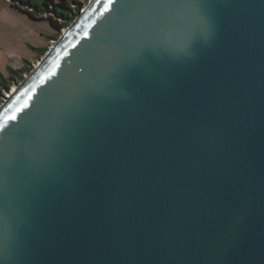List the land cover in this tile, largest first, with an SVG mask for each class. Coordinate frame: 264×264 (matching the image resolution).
<instances>
[{
	"label": "water",
	"instance_id": "water-1",
	"mask_svg": "<svg viewBox=\"0 0 264 264\" xmlns=\"http://www.w3.org/2000/svg\"><path fill=\"white\" fill-rule=\"evenodd\" d=\"M106 4L0 100V264H264V0Z\"/></svg>",
	"mask_w": 264,
	"mask_h": 264
},
{
	"label": "rangeland",
	"instance_id": "rangeland-1",
	"mask_svg": "<svg viewBox=\"0 0 264 264\" xmlns=\"http://www.w3.org/2000/svg\"><path fill=\"white\" fill-rule=\"evenodd\" d=\"M81 1L85 2L84 7L89 2ZM61 33L55 38H59ZM55 34L47 19L32 20L8 7L5 0H0V73L8 75L9 69H22L30 64L31 68L35 67L45 49L51 47L54 40L51 37ZM6 94L7 91L4 96ZM4 96H0V100Z\"/></svg>",
	"mask_w": 264,
	"mask_h": 264
},
{
	"label": "trees",
	"instance_id": "trees-1",
	"mask_svg": "<svg viewBox=\"0 0 264 264\" xmlns=\"http://www.w3.org/2000/svg\"><path fill=\"white\" fill-rule=\"evenodd\" d=\"M11 8L27 15L32 20L47 19L57 37L62 30L71 24L84 8L85 2L81 0H5ZM47 51L42 53L44 54ZM41 54V55H42ZM31 68V64L22 69H9L8 75L0 73V96L12 86L14 82L22 81L25 73Z\"/></svg>",
	"mask_w": 264,
	"mask_h": 264
},
{
	"label": "snow or ice",
	"instance_id": "snow-or-ice-1",
	"mask_svg": "<svg viewBox=\"0 0 264 264\" xmlns=\"http://www.w3.org/2000/svg\"><path fill=\"white\" fill-rule=\"evenodd\" d=\"M112 3H113V0H107V4L105 6V11H107L111 7ZM22 110L23 109H20V111H22ZM15 119H16L15 115L6 117L5 118V124L7 123L8 120H15ZM3 127H4V125L0 124V130H3ZM13 134H15V133H13Z\"/></svg>",
	"mask_w": 264,
	"mask_h": 264
},
{
	"label": "crops",
	"instance_id": "crops-1",
	"mask_svg": "<svg viewBox=\"0 0 264 264\" xmlns=\"http://www.w3.org/2000/svg\"><path fill=\"white\" fill-rule=\"evenodd\" d=\"M6 5H8V7H10L9 3L7 1H5ZM37 60V59H36Z\"/></svg>",
	"mask_w": 264,
	"mask_h": 264
},
{
	"label": "built area",
	"instance_id": "built-area-1",
	"mask_svg": "<svg viewBox=\"0 0 264 264\" xmlns=\"http://www.w3.org/2000/svg\"><path fill=\"white\" fill-rule=\"evenodd\" d=\"M7 95V94H6Z\"/></svg>",
	"mask_w": 264,
	"mask_h": 264
}]
</instances>
